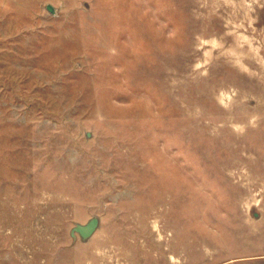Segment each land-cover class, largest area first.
<instances>
[{"label": "rangeland", "instance_id": "obj_1", "mask_svg": "<svg viewBox=\"0 0 264 264\" xmlns=\"http://www.w3.org/2000/svg\"><path fill=\"white\" fill-rule=\"evenodd\" d=\"M0 264H264V0H0Z\"/></svg>", "mask_w": 264, "mask_h": 264}, {"label": "water", "instance_id": "obj_2", "mask_svg": "<svg viewBox=\"0 0 264 264\" xmlns=\"http://www.w3.org/2000/svg\"><path fill=\"white\" fill-rule=\"evenodd\" d=\"M46 9L51 14H56V10L53 5L48 4ZM99 225V217L93 216L86 223H75V225L70 230V235L74 240L79 237L82 242H87L96 233L99 228Z\"/></svg>", "mask_w": 264, "mask_h": 264}]
</instances>
